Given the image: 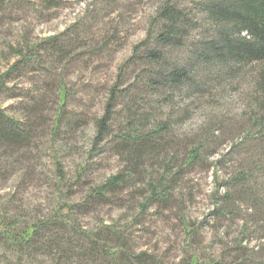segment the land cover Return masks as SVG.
<instances>
[{
  "label": "rangeland",
  "instance_id": "rangeland-1",
  "mask_svg": "<svg viewBox=\"0 0 264 264\" xmlns=\"http://www.w3.org/2000/svg\"><path fill=\"white\" fill-rule=\"evenodd\" d=\"M163 1L0 0V76L18 49L48 50L33 71L17 69L0 86V107L32 128L26 147L10 159L0 157V219L31 224L56 207L74 205L68 222L81 231L100 230V242L133 256L127 264H185L191 256L202 263L264 264V125L253 122L261 115L254 103L256 65L235 71L230 81L211 80L210 92L197 101L177 97L156 153L96 197L127 168L113 138L125 126L123 113L116 107L99 136L96 121L113 85L120 91L113 103L123 102L121 88L135 71L120 76V66ZM170 1L187 8L196 2ZM51 37L61 51H51ZM59 82L67 93L54 133ZM182 106L186 110L178 112ZM153 119L141 129L151 128ZM193 146L199 155L187 165ZM167 156H173L170 166L164 165ZM222 208L227 212L220 214ZM41 247L19 263L0 251V264H78L64 254L55 260Z\"/></svg>",
  "mask_w": 264,
  "mask_h": 264
},
{
  "label": "trees",
  "instance_id": "trees-1",
  "mask_svg": "<svg viewBox=\"0 0 264 264\" xmlns=\"http://www.w3.org/2000/svg\"><path fill=\"white\" fill-rule=\"evenodd\" d=\"M51 37L48 44L51 51H61ZM41 46L35 49L16 51V59L6 72L0 76V86L9 73L21 69L26 71L39 64L45 57ZM248 65H256L253 91L257 125H264V0H196L191 8L179 2L165 0L160 3L151 16L145 35L136 42L130 55L122 62L118 74L132 68L133 78L121 88L123 102L117 106L114 100L120 92L119 85H113L110 90L105 110L97 119V136L108 129L112 121L114 109L118 107L125 118V126L113 134L118 138L117 144L126 164L124 173L108 179L97 190L96 197H102L107 190L118 186L131 177L132 173L141 167L146 154L156 153L163 137L170 127L169 117L174 114L178 99L188 96L196 101L210 92L208 83L211 80L225 78L230 81L233 74ZM119 84V83H118ZM141 94L140 99L135 95ZM66 87L63 82L58 84L56 116L52 126L55 133L59 118L66 100ZM158 109L163 117L154 113ZM180 107L178 112L185 111ZM151 118L152 127L147 131L141 125ZM31 125L22 118L8 115L0 107V157L10 159L12 152L26 147L32 139ZM260 133V132H259ZM199 150L191 147L184 163L191 164L198 157ZM148 160L153 159L151 156ZM146 160V157H145ZM165 166H170L173 156L164 158ZM168 170L167 168L165 169ZM60 178H64L63 174ZM246 177H244V180ZM166 176L161 184L163 188ZM240 181L241 178H240ZM60 185L64 184L61 180ZM229 201L226 206L230 208ZM74 205L56 207L51 216L31 224L22 222L6 223L0 219V251L13 258L18 263L28 256L33 248L42 246L39 250L54 253L55 260L60 254L70 259H76L78 264H127L126 260L133 256L126 254L122 246L100 242V230L81 231L68 222ZM222 208L219 213L227 210ZM69 227V228H68ZM110 231V230H109ZM44 234L45 237L42 238ZM64 234V236H60ZM67 235V236H66ZM52 257V256H51ZM100 257V258H99ZM142 264V260H140ZM146 264V263H143ZM185 264H218L217 262H200L191 256Z\"/></svg>",
  "mask_w": 264,
  "mask_h": 264
}]
</instances>
